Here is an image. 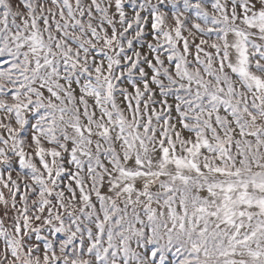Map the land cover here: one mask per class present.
Masks as SVG:
<instances>
[{
  "label": "snow or ice",
  "instance_id": "1",
  "mask_svg": "<svg viewBox=\"0 0 264 264\" xmlns=\"http://www.w3.org/2000/svg\"><path fill=\"white\" fill-rule=\"evenodd\" d=\"M0 264H264V0H0Z\"/></svg>",
  "mask_w": 264,
  "mask_h": 264
}]
</instances>
